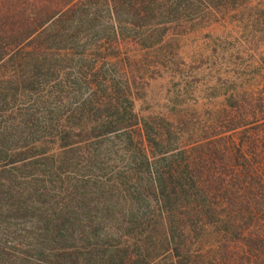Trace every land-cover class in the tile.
Listing matches in <instances>:
<instances>
[{
	"label": "trees",
	"instance_id": "obj_1",
	"mask_svg": "<svg viewBox=\"0 0 264 264\" xmlns=\"http://www.w3.org/2000/svg\"><path fill=\"white\" fill-rule=\"evenodd\" d=\"M0 264H264V0H0Z\"/></svg>",
	"mask_w": 264,
	"mask_h": 264
},
{
	"label": "rangeland",
	"instance_id": "obj_2",
	"mask_svg": "<svg viewBox=\"0 0 264 264\" xmlns=\"http://www.w3.org/2000/svg\"><path fill=\"white\" fill-rule=\"evenodd\" d=\"M218 27L213 25L212 30L216 31ZM199 35V34H197ZM198 39V36H193L190 34L184 39V45L182 47V54L186 55L194 40ZM173 78L168 73H161L148 80L146 86L144 87V92L140 97H137L133 101V109L137 115L143 116L150 114L160 109L164 103L167 89L170 87ZM261 81L259 75H255L253 79L248 82L249 86H255ZM196 93L200 94V91L197 90ZM222 102V96H216L212 99H207L202 96H198L194 104L198 107L204 105H220ZM55 149V147L53 148Z\"/></svg>",
	"mask_w": 264,
	"mask_h": 264
}]
</instances>
